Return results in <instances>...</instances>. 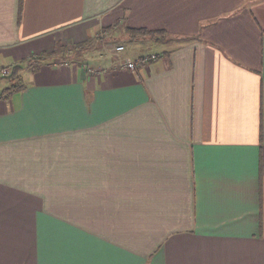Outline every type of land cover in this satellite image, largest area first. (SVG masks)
Instances as JSON below:
<instances>
[{"label":"crops","instance_id":"obj_1","mask_svg":"<svg viewBox=\"0 0 264 264\" xmlns=\"http://www.w3.org/2000/svg\"><path fill=\"white\" fill-rule=\"evenodd\" d=\"M16 65L0 264H264V0H0Z\"/></svg>","mask_w":264,"mask_h":264},{"label":"built area","instance_id":"obj_2","mask_svg":"<svg viewBox=\"0 0 264 264\" xmlns=\"http://www.w3.org/2000/svg\"><path fill=\"white\" fill-rule=\"evenodd\" d=\"M124 49H125V48H124V45H123V44H117V45L115 46V51H116V52H122V51H124ZM154 57H155L154 54H151V55H144V56H141L140 58H137V59H133V58L127 56V57H125L122 66H123V67H126V68H128V69H130V70H134V69H136V67L138 66V64H139L140 62H145V61H147L148 59H151V58H154Z\"/></svg>","mask_w":264,"mask_h":264},{"label":"rangeland","instance_id":"obj_3","mask_svg":"<svg viewBox=\"0 0 264 264\" xmlns=\"http://www.w3.org/2000/svg\"><path fill=\"white\" fill-rule=\"evenodd\" d=\"M128 46H129V48L131 47V43L130 42H128ZM146 46L147 45H144L143 47L144 48H147ZM32 62H34V59H32ZM22 73H24V74H22V76H23L22 78H24V80H25V76L26 77L27 76L28 77L30 76V73H29L28 70H25ZM20 81H22V79H20V77H17V80H15L14 82H20ZM12 83H13L12 79H8V78H2V79H0V93L6 92L7 91V88H5V87L10 86Z\"/></svg>","mask_w":264,"mask_h":264},{"label":"trees","instance_id":"obj_4","mask_svg":"<svg viewBox=\"0 0 264 264\" xmlns=\"http://www.w3.org/2000/svg\"><path fill=\"white\" fill-rule=\"evenodd\" d=\"M138 31V30H137ZM141 33H145L143 30H141ZM20 68V66L19 65H16V66H13V68H12V70H11V73L9 74V75H7V76H5V77H7V78H17L18 77V75H17V72H18V69ZM22 86H21V84L19 83V82H13L12 84H11V86L9 87V89L11 90V89H20ZM8 89V90H9Z\"/></svg>","mask_w":264,"mask_h":264}]
</instances>
